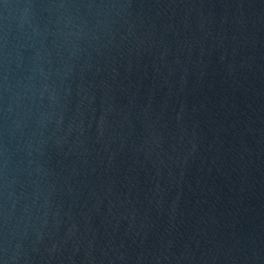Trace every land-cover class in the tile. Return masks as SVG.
Listing matches in <instances>:
<instances>
[{
	"label": "water",
	"instance_id": "water-1",
	"mask_svg": "<svg viewBox=\"0 0 264 264\" xmlns=\"http://www.w3.org/2000/svg\"><path fill=\"white\" fill-rule=\"evenodd\" d=\"M0 264H264V0H0Z\"/></svg>",
	"mask_w": 264,
	"mask_h": 264
}]
</instances>
